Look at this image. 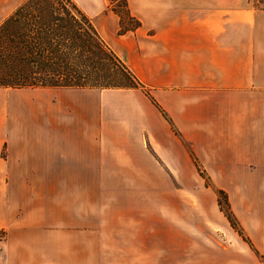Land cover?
Segmentation results:
<instances>
[{
  "label": "crops",
  "instance_id": "1",
  "mask_svg": "<svg viewBox=\"0 0 264 264\" xmlns=\"http://www.w3.org/2000/svg\"><path fill=\"white\" fill-rule=\"evenodd\" d=\"M23 1L0 0V24ZM72 1L150 96L0 93V264H264L250 246L264 255V10L252 0H126L140 25L120 34L107 0ZM107 109L118 112L116 135L104 131ZM105 149L132 166L152 156L165 171L205 172L250 244L227 220L234 243H214L223 221L213 197L59 194L100 173Z\"/></svg>",
  "mask_w": 264,
  "mask_h": 264
},
{
  "label": "trees",
  "instance_id": "2",
  "mask_svg": "<svg viewBox=\"0 0 264 264\" xmlns=\"http://www.w3.org/2000/svg\"><path fill=\"white\" fill-rule=\"evenodd\" d=\"M108 1V8L119 16L120 34L140 25L130 14L126 0ZM254 2L262 4L253 5L255 9L264 10L262 0ZM0 87L142 89L150 96L72 0H24L0 24ZM161 113L173 127L162 109ZM214 191L232 229L249 243L230 209L226 192ZM250 246L264 262V255Z\"/></svg>",
  "mask_w": 264,
  "mask_h": 264
},
{
  "label": "rangeland",
  "instance_id": "3",
  "mask_svg": "<svg viewBox=\"0 0 264 264\" xmlns=\"http://www.w3.org/2000/svg\"><path fill=\"white\" fill-rule=\"evenodd\" d=\"M263 4H264V0ZM107 2H109L107 0ZM261 3L251 1V5H260ZM262 5V4H261ZM16 88H2L0 93L15 92ZM146 94L142 89H139ZM147 95V94H146ZM118 112L113 110L103 111V120L105 122L104 131L113 135L118 133V127L112 122L117 121ZM92 108H87L86 118L92 121ZM127 119L126 115L123 120ZM109 122V124H107ZM92 130V129H91ZM72 131V129H71ZM90 131V129H87ZM116 143L122 145L124 141L115 140ZM122 149V148H121ZM125 153H130L129 148H123ZM133 152V151H132ZM114 153L106 150L103 154L102 171L100 173L86 172L84 173V182L81 186H71L69 189H63L59 194L69 195H101V196H193L199 195L204 197H213L217 200L214 188L207 174L203 171H196L192 165L181 163V170L177 172L165 171L161 166H152L154 157L150 156V163L147 160H138L136 166H132L128 162L127 157L115 158L109 157ZM114 161V162H113ZM136 167L137 170L131 169ZM208 177V178H207ZM209 181V182H208ZM207 185L209 186L207 188ZM221 189V188H217ZM222 190V189H221ZM250 194H254L255 189H245ZM224 191V190H223ZM227 194V193H226ZM224 206V204H223ZM219 208V207H218ZM220 210V209H219ZM223 225L215 220L214 224V243L228 245L234 243L232 239V227H228L226 218L223 213H219ZM228 222V221H227ZM4 239V231L0 229V242Z\"/></svg>",
  "mask_w": 264,
  "mask_h": 264
}]
</instances>
